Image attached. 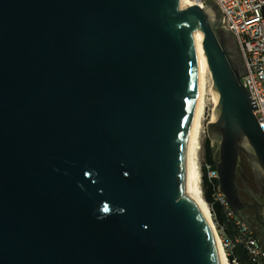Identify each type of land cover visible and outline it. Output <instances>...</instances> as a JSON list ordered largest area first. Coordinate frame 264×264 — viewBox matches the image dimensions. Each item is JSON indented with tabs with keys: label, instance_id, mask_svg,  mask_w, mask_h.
I'll return each mask as SVG.
<instances>
[{
	"label": "water",
	"instance_id": "water-1",
	"mask_svg": "<svg viewBox=\"0 0 264 264\" xmlns=\"http://www.w3.org/2000/svg\"><path fill=\"white\" fill-rule=\"evenodd\" d=\"M201 49L219 189L245 220L240 155L264 174V131L235 39L208 10L0 0V264H218L183 195Z\"/></svg>",
	"mask_w": 264,
	"mask_h": 264
},
{
	"label": "built area",
	"instance_id": "built-area-1",
	"mask_svg": "<svg viewBox=\"0 0 264 264\" xmlns=\"http://www.w3.org/2000/svg\"><path fill=\"white\" fill-rule=\"evenodd\" d=\"M208 10L215 4L220 11V25L229 31L236 42L242 63L241 82L247 88L259 126L264 131V0H193ZM210 180H218L214 166H207ZM230 220L229 225L218 224V234L229 264H243L235 254L241 248L248 257L247 264H264V243L254 227L239 217L219 189L213 192Z\"/></svg>",
	"mask_w": 264,
	"mask_h": 264
},
{
	"label": "bare ground",
	"instance_id": "bare-ground-1",
	"mask_svg": "<svg viewBox=\"0 0 264 264\" xmlns=\"http://www.w3.org/2000/svg\"><path fill=\"white\" fill-rule=\"evenodd\" d=\"M192 4H194L193 0H178V5L180 8H185ZM210 74L211 73L208 68L205 55L203 53V50L201 49L197 101L186 141L185 179L187 181V189L185 192H183V195L189 194L191 196L196 206L198 207V210L200 211L201 215L204 217L210 229L212 230L215 241V249L217 253L218 264H229L226 252L220 241L216 223L214 222L212 217V212L209 208L206 199L203 196V191L201 187V171L198 158L199 148L201 145V134L203 132L202 120L206 108V80L207 75ZM218 99V95L213 92V102L215 105L218 103ZM215 118L216 113L212 115L211 121H213Z\"/></svg>",
	"mask_w": 264,
	"mask_h": 264
},
{
	"label": "flooded vegetation",
	"instance_id": "flooded-vegetation-1",
	"mask_svg": "<svg viewBox=\"0 0 264 264\" xmlns=\"http://www.w3.org/2000/svg\"><path fill=\"white\" fill-rule=\"evenodd\" d=\"M209 14L214 23L220 25L221 14L219 9L212 6L209 8ZM238 62L241 68H243L240 56L238 57ZM215 158L216 155H214V162ZM246 160L250 166L251 163L247 157ZM238 173L239 175L237 176L236 182L239 187L238 192L241 201L243 202L241 215L254 227L264 243V177L261 173L255 171L250 173L248 167L245 165L244 161H242V158L239 162Z\"/></svg>",
	"mask_w": 264,
	"mask_h": 264
},
{
	"label": "rangeland",
	"instance_id": "rangeland-1",
	"mask_svg": "<svg viewBox=\"0 0 264 264\" xmlns=\"http://www.w3.org/2000/svg\"><path fill=\"white\" fill-rule=\"evenodd\" d=\"M212 6L213 5H211V7ZM211 21H213L212 18H211ZM213 92H214V90L212 88V77L210 74V75H207V80H206V91H205L206 108H205V112H204L203 120H202L203 132L201 134V145L199 148V155H198L200 171H201V187H202L204 198H205V186H204V181H203V177H202L203 167H207L208 165H211V164L213 165V161L211 159L207 158V148L205 145L206 139H209L210 147L213 149V153H214V155H216V158L218 157V153H219V151H218L219 138L217 136L210 135L209 131H208V122L211 121L212 115L217 112L216 105L213 102ZM216 116H217V113H216ZM241 158H242V161H244L245 165L248 167V171L250 173L255 171L257 173H261V175L264 177V174L262 172H259L258 170H255L252 164L249 166V163L246 160V156L243 153H241V155H240V159ZM244 169H245V167H244ZM207 203H208L209 208L212 212L213 220L216 223V226L218 229L219 226L216 222V218H215L214 213L212 211V205L209 201H207Z\"/></svg>",
	"mask_w": 264,
	"mask_h": 264
},
{
	"label": "trees",
	"instance_id": "trees-1",
	"mask_svg": "<svg viewBox=\"0 0 264 264\" xmlns=\"http://www.w3.org/2000/svg\"><path fill=\"white\" fill-rule=\"evenodd\" d=\"M205 145L207 148V158L213 161V166L214 168H216V164L214 162V153H213V149L210 147L209 139H206ZM202 177H203L204 186H205V198L212 205V211L214 213L216 221L219 223V225H229L230 220L225 216V211H224L223 206L219 202L214 201V198H213V192L215 191L216 185L218 184V180L217 179L210 180L208 178L207 167H203ZM235 254L239 257V259L243 262V264L248 263V257L241 248H237L235 250Z\"/></svg>",
	"mask_w": 264,
	"mask_h": 264
}]
</instances>
